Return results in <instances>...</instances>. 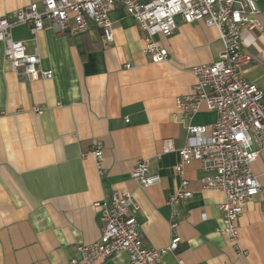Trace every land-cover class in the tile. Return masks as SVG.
<instances>
[{
  "label": "crops",
  "instance_id": "crops-1",
  "mask_svg": "<svg viewBox=\"0 0 264 264\" xmlns=\"http://www.w3.org/2000/svg\"><path fill=\"white\" fill-rule=\"evenodd\" d=\"M42 1L0 0V17ZM259 7L261 27L242 34L253 56L244 75L264 91V0ZM109 16L115 36L109 45L95 26L76 34L46 28L36 42L27 25L13 29L14 39L26 42L29 50L38 46L43 67L53 70L49 79L31 81L15 71L0 42V264H58L79 258V245L101 236L95 203L117 190L134 193L147 245H169L171 217L177 214L182 235L178 250L150 264H264V147L252 163L262 190L239 218V245L246 255L238 256L219 231L218 204L225 196L200 189L205 172L199 161L184 168L193 196L168 202L181 182L175 173L180 156L165 152L163 140L171 138L181 148L188 124L207 126L209 134L218 117L205 103L188 114L176 97L191 91L192 66L219 57V31L203 20L185 23L178 18L174 35L156 36L169 58L154 63L143 51L145 30L125 8L117 4ZM36 106L43 107L41 113ZM95 140L103 142L102 172L90 153ZM141 159L160 175L159 184L143 188L131 178ZM128 261L123 252L96 264Z\"/></svg>",
  "mask_w": 264,
  "mask_h": 264
},
{
  "label": "built area",
  "instance_id": "built-area-1",
  "mask_svg": "<svg viewBox=\"0 0 264 264\" xmlns=\"http://www.w3.org/2000/svg\"><path fill=\"white\" fill-rule=\"evenodd\" d=\"M117 4L145 30L143 51L154 63L169 58V50L159 44L156 36L174 35L178 18L185 23L203 20L219 31L223 42L219 57L211 63L192 66L195 81L191 91L176 97L177 106L188 114L193 115L205 103L218 117L209 134L207 126L188 124L187 142L181 148H175L171 138L163 140L165 152L177 151L180 156L175 173L181 182L168 202H184L193 196L190 182L183 176L184 168L192 161H199L205 172L199 179L200 189L220 191L225 196L218 204L223 221L219 231L235 246L238 256L246 255L247 251L239 245V218L262 190L252 163L264 147V91L244 75V68L251 64L253 56L245 49L242 34L261 27L257 21L259 0H43L0 17V42L5 45V58L28 80L52 78L53 70L43 67L38 46L29 50L26 42L14 39L13 29L27 25L36 42L37 34L46 28L59 34H76L95 26L102 31L104 43L109 45L115 38L109 12ZM35 109L41 113L43 107ZM125 121L129 122V118ZM90 153L102 172L103 142L95 140ZM131 178L143 188L161 181L159 174L150 172L146 159L137 161ZM95 207L100 214V238L80 244L79 258L58 264H96L123 252L129 256L128 264H150L163 254L178 250L182 235L178 231L176 212L171 217L169 245L155 248L141 238L137 219L139 206L133 192L117 190L110 199L95 203ZM179 263L185 264L183 260Z\"/></svg>",
  "mask_w": 264,
  "mask_h": 264
}]
</instances>
